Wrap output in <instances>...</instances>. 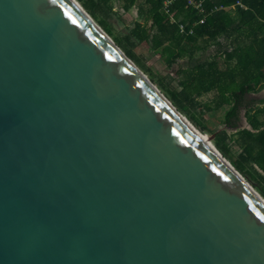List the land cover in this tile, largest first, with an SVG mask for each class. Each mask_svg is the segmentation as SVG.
<instances>
[{"label": "water", "instance_id": "95a60500", "mask_svg": "<svg viewBox=\"0 0 264 264\" xmlns=\"http://www.w3.org/2000/svg\"><path fill=\"white\" fill-rule=\"evenodd\" d=\"M78 0H0V264H264V198Z\"/></svg>", "mask_w": 264, "mask_h": 264}, {"label": "trees", "instance_id": "16d2710c", "mask_svg": "<svg viewBox=\"0 0 264 264\" xmlns=\"http://www.w3.org/2000/svg\"><path fill=\"white\" fill-rule=\"evenodd\" d=\"M78 1L141 68L149 71L133 50L137 43L159 55L173 74L149 72L150 80L195 126L215 133L213 145L264 197V102L256 97L264 90V0H195L201 10L177 0L168 13L163 0ZM132 9L127 30L115 32L112 16ZM204 96L222 111L224 128L210 129L195 115Z\"/></svg>", "mask_w": 264, "mask_h": 264}, {"label": "rangeland", "instance_id": "374dc122", "mask_svg": "<svg viewBox=\"0 0 264 264\" xmlns=\"http://www.w3.org/2000/svg\"><path fill=\"white\" fill-rule=\"evenodd\" d=\"M80 3V2H79ZM81 4V3H80ZM135 16V9H132L127 14H122V18H118L116 16H112L111 21L113 23V29L116 32H125L127 30V25L130 24V18ZM93 18V17H92ZM95 20V18H93ZM96 21V20H95ZM97 22V21H96ZM112 38V36L110 35ZM113 39V38H112ZM121 48V47H120ZM122 49V48H121ZM134 52L136 55H138L141 62L145 65L146 68L149 69V71L141 68L134 60L136 65L149 77V72H152L154 75H158L160 77H163L165 79H169V76L167 75V72L170 74H173V70H169L165 63L159 58V55L152 51L144 42L137 43L134 48ZM176 66H174L175 68ZM150 79V77H149ZM158 88L156 82H153ZM160 89V88H159ZM161 90V89H160ZM162 92V90H161ZM163 93V92H162ZM164 94V93H163ZM259 100V103L264 102V90H262L257 96ZM205 96L203 98V102L195 108L194 113L195 115L200 119V122L206 125L210 129H222L224 126L222 125L220 121V116L222 114V111H213L212 108L206 104L204 101ZM262 100V101H261ZM183 114V113H182ZM187 118V117H186ZM189 120V119H188ZM190 121V120H189ZM191 122V121H190ZM192 123V122H191ZM244 124V122H241ZM193 124V123H192ZM194 125V124H193ZM195 126V125H194ZM201 133L212 136L211 142L213 143V137L215 133H212L206 129H199L197 126H195ZM216 130V131H218ZM205 131V132H204ZM229 143V142H228ZM227 159V158H226ZM228 160V159H227ZM229 161V160H228ZM230 162V161H229ZM254 189L260 194V191L254 187ZM261 195V194H260ZM262 196V195H261ZM263 197V196H262ZM264 198V197H263Z\"/></svg>", "mask_w": 264, "mask_h": 264}, {"label": "built area", "instance_id": "2783aa9c", "mask_svg": "<svg viewBox=\"0 0 264 264\" xmlns=\"http://www.w3.org/2000/svg\"><path fill=\"white\" fill-rule=\"evenodd\" d=\"M177 0H163L162 5H163V10L168 13L169 12V8L172 5L173 2H175ZM186 4L189 6H192L195 9L201 10V1H195V0H185ZM224 8L223 6H219L216 7V9H222ZM170 19L173 21L172 16H170ZM204 21V17L199 19V22L202 23ZM179 29L180 31L184 32L186 31L185 26L182 24H179ZM192 29H188V32H191Z\"/></svg>", "mask_w": 264, "mask_h": 264}]
</instances>
